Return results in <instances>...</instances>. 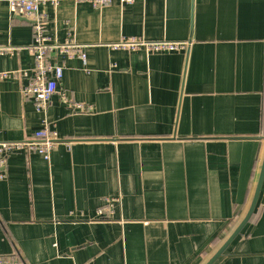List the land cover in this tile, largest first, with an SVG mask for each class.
I'll list each match as a JSON object with an SVG mask.
<instances>
[{"label":"crops","instance_id":"crops-1","mask_svg":"<svg viewBox=\"0 0 264 264\" xmlns=\"http://www.w3.org/2000/svg\"><path fill=\"white\" fill-rule=\"evenodd\" d=\"M64 58L39 114L25 98L34 23L0 0V142L49 123L60 142L8 157L0 258L24 264H205L246 215L264 159V0H60L42 4ZM129 39L179 50L117 47ZM7 75V76H5ZM105 197L120 199L99 218ZM214 264H264V183L242 232Z\"/></svg>","mask_w":264,"mask_h":264},{"label":"built area","instance_id":"built-area-1","mask_svg":"<svg viewBox=\"0 0 264 264\" xmlns=\"http://www.w3.org/2000/svg\"><path fill=\"white\" fill-rule=\"evenodd\" d=\"M60 0H9L10 12L12 16L21 15L32 19L34 23V43L31 51L34 59L33 74L30 83L23 88L25 98H32L35 102L36 111L41 114L45 111L49 102L55 95H59L63 102L71 104L76 111L84 109L82 103L71 101L66 93L59 88V83L64 76V63H59L57 57L64 58L79 57L84 62L87 58L86 46L73 41L60 43L52 41L46 34L47 14L40 6L42 4L56 5ZM123 3H132L134 0H121ZM95 6L103 5L110 0H92ZM117 47L134 49L144 46L151 51L179 50L187 46L186 42L174 41H147L144 39H129L116 45ZM4 49L0 48V53ZM7 76V75H5ZM43 126L38 130L32 139L20 142H0V179L5 177V172L1 170L7 163L8 157L19 151L35 150L49 160L52 149L60 142L58 132L49 131V123L42 119ZM120 204L119 198L105 197L104 204L98 210L99 218H110L115 213V206ZM0 264H24L16 258H0Z\"/></svg>","mask_w":264,"mask_h":264},{"label":"water","instance_id":"water-1","mask_svg":"<svg viewBox=\"0 0 264 264\" xmlns=\"http://www.w3.org/2000/svg\"><path fill=\"white\" fill-rule=\"evenodd\" d=\"M263 183H264V159H263V164L259 175V179L256 185V189L246 215L239 223V225L235 228V230L231 233V235L226 239V241L219 247V249L215 252V254L205 264H214L224 254L226 249L230 246V244L236 239V237L242 232L246 224L250 221L257 207L260 193L263 187Z\"/></svg>","mask_w":264,"mask_h":264}]
</instances>
